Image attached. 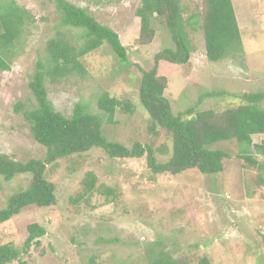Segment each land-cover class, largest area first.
Segmentation results:
<instances>
[{
	"label": "rangeland",
	"instance_id": "374dc122",
	"mask_svg": "<svg viewBox=\"0 0 264 264\" xmlns=\"http://www.w3.org/2000/svg\"><path fill=\"white\" fill-rule=\"evenodd\" d=\"M14 1L31 16L11 69L0 73V153L21 162L44 160L47 148L34 139L15 106L34 101L29 83L37 61L49 58L53 39L65 37L80 45L85 37L82 30L60 24L55 0ZM67 1L116 31L128 61L127 67L122 65L112 47L104 44L80 58L82 74L48 77L49 98L56 110L69 117L82 102L90 112L100 114L99 99L108 94L121 102L117 123L103 124L108 139L128 147L137 142L151 145L160 162L168 161L172 136L156 125L140 99L141 68L151 70L157 53L175 47L164 19L153 20L155 36L141 44V21L136 15L140 0ZM232 1L244 45L241 55L209 61L199 26L189 27L194 50L187 64L161 61L159 75L168 80L165 95L173 114L191 119L206 110L222 113L244 103L241 95L264 91V0ZM182 2L186 17L204 6V0ZM189 109L193 114L187 113ZM252 141L254 146L262 145L264 135L255 134ZM212 148L228 154L224 171L215 175L198 169L155 174L146 157L111 158L100 148L49 165L46 178L56 186L57 204L28 207L0 225V245L21 250L28 227L35 223L44 226L47 234L9 264H149L152 248L192 264L203 257L212 264H264V154L251 149L259 167L241 157L236 140ZM89 173L96 176V190L85 194L83 181ZM32 177L20 174L7 181L0 176V209L12 195L25 190Z\"/></svg>",
	"mask_w": 264,
	"mask_h": 264
},
{
	"label": "trees",
	"instance_id": "16d2710c",
	"mask_svg": "<svg viewBox=\"0 0 264 264\" xmlns=\"http://www.w3.org/2000/svg\"><path fill=\"white\" fill-rule=\"evenodd\" d=\"M55 2L60 12V24L65 28L82 30L85 41L75 45L65 37L53 39L48 48L49 58L37 61L35 73L29 83L34 101L27 105L18 102L15 106V111L21 113L29 123L34 139L47 148V155L44 160L21 162L0 153V176L7 181L20 174H33L30 185L12 195L7 206L0 209V225L12 220L28 207L55 206L56 186L46 178L47 167L94 148L102 149L111 158L146 157L155 174H180L189 169H198L202 174L215 175L224 171V159L228 154L224 150L213 149V145L236 140L241 145V157L262 167L250 153L252 148H256L257 152L264 154V142L262 145H252L253 135H264V91L241 95L244 103L222 113L206 110L191 119H184L183 114H173L171 103L165 95L168 80L159 75V65L163 60L177 65H185L190 61L194 48L189 27L196 30L200 26L203 29L206 57L211 62L237 57L244 52L232 0H204V6L188 17L182 0H140L136 11L141 21L139 42L147 44L152 41L156 31L152 22L161 17L175 43L174 48H167L156 54L151 70L141 68V103L154 122L158 123L156 125L165 129L173 139V154L166 162L157 159L151 145L137 142L128 147L108 139L103 131V124L117 123L115 115L121 104L108 94L99 99L98 105L102 111L100 114H93L82 102L75 105L69 117L56 110L49 98L48 77L57 80L72 74H82L84 69L80 58L100 49L104 44L112 47L125 67L128 53L118 33L101 24L88 10L67 0ZM30 16L14 0H0V73L11 69ZM126 108L131 110L132 104H126ZM193 112V109L187 111L189 114ZM83 184L85 194L93 193L96 190L95 174L89 173ZM105 192L107 195L112 194L110 189ZM28 232L21 250L12 244L0 245V264L12 263L21 253H28L47 234L46 228L37 223L31 224ZM149 261V264H192L176 259L168 251L154 248L149 251ZM198 264L212 263L207 257H203Z\"/></svg>",
	"mask_w": 264,
	"mask_h": 264
}]
</instances>
